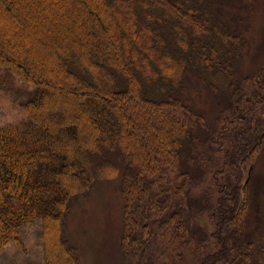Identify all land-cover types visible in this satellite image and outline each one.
<instances>
[{"label":"trees","instance_id":"obj_1","mask_svg":"<svg viewBox=\"0 0 264 264\" xmlns=\"http://www.w3.org/2000/svg\"><path fill=\"white\" fill-rule=\"evenodd\" d=\"M240 36L204 0H0V68L37 88L23 107L30 132L0 129V251L42 219L47 264L58 251L62 264H80L65 238L71 203L123 173L127 264H189L192 247L202 264H264V230L251 233L249 220L264 84L235 88L233 131L207 143L197 135L203 114L177 89L190 71L229 85ZM217 145L224 156H214ZM117 152L122 172L106 158ZM208 171L220 194L216 234L189 206L194 187L212 195Z\"/></svg>","mask_w":264,"mask_h":264},{"label":"rangeland","instance_id":"obj_2","mask_svg":"<svg viewBox=\"0 0 264 264\" xmlns=\"http://www.w3.org/2000/svg\"><path fill=\"white\" fill-rule=\"evenodd\" d=\"M204 3L212 8L219 19L232 30L241 33V40L237 43L240 46L241 56L236 57V74L229 85H222V81H216L213 85L203 84L195 72L190 71L189 76L181 80L182 88H177L180 92L178 95L201 112L205 118L206 129L197 133L200 143L220 142L223 141L224 136L226 139L224 134L232 128L229 126L235 106L231 102L232 92L236 87L244 83L253 90L256 86L255 80L264 84V78L261 77V72L264 70V0H241V2L204 0ZM36 90L33 84L21 81L8 70L0 68V129L19 125L24 133L30 132L28 115L24 113L23 107L30 101ZM235 105H239V108L242 106L238 103ZM233 129L234 127L232 131ZM219 146H215L214 156H224L225 148L220 149ZM106 158L112 159L121 172L124 171V162L120 158V153L109 154ZM254 164V178L251 186L253 205L249 220L252 221L251 233L255 230L254 233H262L261 230H264V147L257 155ZM215 165L218 168V163ZM208 173L205 186L210 189L212 195L203 193L207 190L205 187H194L192 188L193 199L189 206L194 207L196 215L200 214L195 220H200L199 223L203 227L216 234L215 224L218 221V213L215 210L220 194L216 186L213 184L210 186L211 181L215 179L213 172L208 171ZM200 174L201 178L205 177V172L201 171ZM170 175L172 178L175 176L174 173ZM122 177L123 173L106 180H98L90 194L82 195L71 203L72 209L67 219L65 238L70 245L80 249V264H127L121 249L124 202L119 189ZM201 186L203 187V184ZM212 196L214 204H212L213 209L209 211L211 205L207 208L205 204ZM200 229L202 227L199 228L198 233ZM43 235L42 219L21 227L19 229L21 244L14 242L2 249L0 264H47L49 250L47 249V252L45 250L46 242ZM214 248L217 252L221 249L216 245ZM209 252L214 254L212 251ZM259 252L260 250L257 251L256 258L264 263V255ZM186 257L189 264H202L206 256L201 250H197V247L196 249L192 247ZM61 258L62 255H59L58 251L55 262L62 264Z\"/></svg>","mask_w":264,"mask_h":264}]
</instances>
